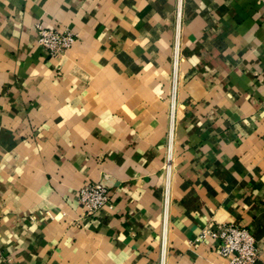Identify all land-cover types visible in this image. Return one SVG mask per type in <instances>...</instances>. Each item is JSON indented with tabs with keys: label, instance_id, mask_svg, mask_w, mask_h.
I'll return each instance as SVG.
<instances>
[{
	"label": "crops",
	"instance_id": "obj_1",
	"mask_svg": "<svg viewBox=\"0 0 264 264\" xmlns=\"http://www.w3.org/2000/svg\"><path fill=\"white\" fill-rule=\"evenodd\" d=\"M225 224L264 264V0H0V264H229Z\"/></svg>",
	"mask_w": 264,
	"mask_h": 264
},
{
	"label": "built area",
	"instance_id": "obj_2",
	"mask_svg": "<svg viewBox=\"0 0 264 264\" xmlns=\"http://www.w3.org/2000/svg\"><path fill=\"white\" fill-rule=\"evenodd\" d=\"M38 42L54 58L69 51L77 40L72 32L37 25ZM79 202L85 214L96 215L105 208L113 209L110 190L102 183L88 182L79 191ZM202 238L215 242L219 254L229 264H254L259 258L257 242L251 231L243 226L225 224L204 230Z\"/></svg>",
	"mask_w": 264,
	"mask_h": 264
},
{
	"label": "rangeland",
	"instance_id": "obj_3",
	"mask_svg": "<svg viewBox=\"0 0 264 264\" xmlns=\"http://www.w3.org/2000/svg\"><path fill=\"white\" fill-rule=\"evenodd\" d=\"M228 262V261H227ZM229 263V262H228Z\"/></svg>",
	"mask_w": 264,
	"mask_h": 264
}]
</instances>
